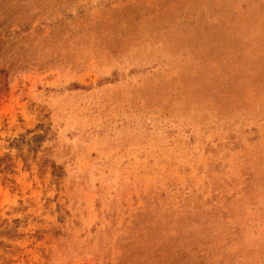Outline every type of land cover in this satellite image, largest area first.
I'll list each match as a JSON object with an SVG mask.
<instances>
[{
  "label": "rangeland",
  "instance_id": "rangeland-1",
  "mask_svg": "<svg viewBox=\"0 0 264 264\" xmlns=\"http://www.w3.org/2000/svg\"><path fill=\"white\" fill-rule=\"evenodd\" d=\"M0 264H264V0H0Z\"/></svg>",
  "mask_w": 264,
  "mask_h": 264
}]
</instances>
